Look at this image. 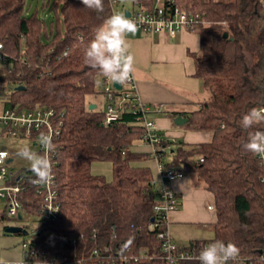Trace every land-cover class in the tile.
<instances>
[{
	"label": "trees",
	"instance_id": "obj_1",
	"mask_svg": "<svg viewBox=\"0 0 264 264\" xmlns=\"http://www.w3.org/2000/svg\"><path fill=\"white\" fill-rule=\"evenodd\" d=\"M131 1L140 9L152 10L155 5V0ZM28 3L0 0V43L7 55L0 66V84L12 87L6 94L12 106L40 105L55 112V123L62 122L53 141L52 168L60 203L55 220L41 218L42 198L32 186L34 174L30 168L21 170L27 185L21 200L26 213L38 217L30 236L40 249L39 259L46 254V260L71 264L81 255L72 240L96 230L97 238H87L88 250L108 246L115 256L117 247H130L126 253L140 259L123 264H165L158 236L165 226L149 230L152 219L158 220L153 211L158 195L153 174L134 165L146 155L133 150L142 142L143 116L127 104L121 117L106 125L105 112L91 110L86 101L95 94L97 79L105 77L84 63V49L95 29L114 13L113 6L103 0V11L96 12L81 0H43L40 8L29 12ZM173 5L200 16L196 25L200 50L192 56L195 77L210 96L186 114L184 128L212 132L213 139L192 146L176 141L165 154L158 152L157 159L213 194L217 215L213 240L236 244L243 259L239 264H264V167L257 155L242 147L250 132L264 131V123L247 130L239 123L250 109L264 107V0H174ZM167 154L171 158L166 162ZM97 162L112 163L111 179L92 172ZM23 226L29 230V225ZM73 264L122 262L113 257Z\"/></svg>",
	"mask_w": 264,
	"mask_h": 264
},
{
	"label": "built area",
	"instance_id": "obj_2",
	"mask_svg": "<svg viewBox=\"0 0 264 264\" xmlns=\"http://www.w3.org/2000/svg\"><path fill=\"white\" fill-rule=\"evenodd\" d=\"M108 1L113 8L119 3V0ZM165 4H168V6L166 7ZM173 4L174 0H155V5L152 10L138 8L133 11L123 8L122 13L125 14V11H128L129 15H125L137 22L138 31L148 35L165 33L175 38L184 32H196V25L200 20V16L198 14H192L188 10L174 6ZM6 61L7 55L4 52V45L0 43V66ZM104 83L106 84L104 94L108 102V107L105 111L106 125H111L116 122L128 104L134 114H142L141 124L144 127V133L141 140L144 144L153 148V155L156 156V159L158 158V152L165 154L174 146L176 141L167 138L157 127L156 122L148 117L151 108L142 101L134 75H132L128 82L122 85L120 91L116 90L114 84L106 78L104 79ZM3 87L0 84V136L31 139L34 141V145L39 147L38 153H42L44 149L39 143L41 134L51 135L54 141L61 133L62 122L55 123V112L40 105L33 108H21L17 105L12 106L7 95L4 98L1 97ZM161 112V108L155 110V113ZM55 152L50 153L51 161L55 156ZM257 156L264 167V158L259 155ZM15 157L16 155L10 151L0 149V221L3 219H19V216L23 218V212H26L25 204L21 200L22 193H25L27 190V185L25 184L26 178L23 172H16L11 169V164ZM157 160L160 170V187L157 188V202L153 206V211L158 220L156 221V217H154V221L149 224V230L153 232L159 228V225L165 226V229L158 235L162 240V258L165 264H177L179 261H196L199 263L195 257L198 256L200 250L206 247L209 242L197 241L193 247L184 250L174 241L169 229L171 215L180 207L178 195L172 189V184L176 180L183 178L185 173L175 166L165 168L163 163L159 159ZM201 161L203 160L201 159ZM155 183L154 181L153 184ZM55 184V175L52 183L49 185L36 186L32 183L35 193L42 198L41 218L46 221L55 220L60 210L59 195ZM208 208L215 210L214 205ZM19 226L23 227L27 231V234H21L20 236V248L23 252L21 259L19 261H12V264H57L54 258L46 260V254H43L44 259H39L40 249L34 247L33 237L30 236V231L23 225ZM88 237L97 238V231L93 230L89 233H81L77 238L72 240L75 249L81 248V255L80 258L72 260L71 264L75 262L81 263L86 259L94 258L112 260L114 257L118 258L122 264L140 259V257L126 253L129 252L130 247H117L115 249V256L113 255L114 250L108 246L102 248L95 247L88 250ZM242 260L239 256L237 264ZM229 264H233V262H229Z\"/></svg>",
	"mask_w": 264,
	"mask_h": 264
},
{
	"label": "crops",
	"instance_id": "obj_3",
	"mask_svg": "<svg viewBox=\"0 0 264 264\" xmlns=\"http://www.w3.org/2000/svg\"><path fill=\"white\" fill-rule=\"evenodd\" d=\"M127 40L130 42V52L135 58L134 64V77L138 87L139 95L145 104L151 102L157 103L160 90L155 88L156 84L151 75L141 73V67H145L144 61L152 62L156 67H165L163 71L169 72L172 69L168 67L187 64V74L195 77L196 65L192 54L198 53L200 50V39L196 32H184L177 37H170L168 34L148 35L140 31L127 35ZM147 64V63H146ZM148 66V64L146 65ZM155 69L159 71V68ZM189 68V69H188ZM153 74V73H152ZM198 79V78H196ZM156 83V84H155ZM196 87V88H195ZM191 93V100L163 105L161 113H154L153 117L156 120V125L160 131L171 140H181L186 145H198L209 143L213 139V133L208 131H190L183 126L174 124V119L178 115H183L196 110L202 102L197 99L196 95L204 92L202 81L198 79L194 89L189 91ZM194 100V101H193ZM204 101V100H203ZM97 106V105H96ZM97 108V107H96ZM174 113H178L174 117ZM211 133V137L209 134ZM133 150L138 153L146 154L145 157L135 163L134 165L140 167H147L152 171L154 185L160 187L159 183V162L153 160V148L143 142H138L133 146ZM100 171L92 172L96 175H104L105 170L111 173L112 178V163L110 162H97ZM96 164V163H94ZM93 164V165H94ZM93 169V168H92ZM107 177V176H106ZM110 177L107 179H111ZM172 189L177 193L179 198L180 207L171 215L170 232L174 241L179 246H187L190 242L207 241L210 242L215 238L214 224L217 222V215L215 210H210L208 207L214 205V196L211 192L204 188L197 186L194 179L190 175H185L183 178L176 180L172 184ZM5 235V234H4ZM9 236V235H5ZM11 236V235H10ZM211 237L212 239H209ZM0 240V246H5ZM16 257V254L10 255Z\"/></svg>",
	"mask_w": 264,
	"mask_h": 264
},
{
	"label": "clouds",
	"instance_id": "obj_4",
	"mask_svg": "<svg viewBox=\"0 0 264 264\" xmlns=\"http://www.w3.org/2000/svg\"><path fill=\"white\" fill-rule=\"evenodd\" d=\"M81 3L96 12L103 11V0H81ZM137 30L135 20L123 13L114 12L95 29L94 37L84 49V63L98 69L109 82L124 85L135 70V58L130 52L131 45L126 37ZM239 123L245 130L264 123V108L250 109ZM209 136L211 137V133ZM39 143L44 149L42 153L34 152L30 146L24 145L17 149L16 155L28 162L35 177L32 180L34 185H49L54 179L50 153L56 151V146L49 134H41ZM242 147L245 151L264 158V131L250 132ZM240 251L232 242L213 240L200 250L195 259L199 264H237ZM0 264H12V260L9 256L0 254Z\"/></svg>",
	"mask_w": 264,
	"mask_h": 264
},
{
	"label": "rangeland",
	"instance_id": "obj_5",
	"mask_svg": "<svg viewBox=\"0 0 264 264\" xmlns=\"http://www.w3.org/2000/svg\"><path fill=\"white\" fill-rule=\"evenodd\" d=\"M43 0H29L28 3V8L29 12H33L35 8H40L41 3ZM126 8L129 10H137L138 7L135 6L131 0H119V3L115 6L114 12L117 13H122V9ZM47 16V19H50V15H45ZM148 66H146L147 64ZM143 64L145 67H141V73L145 75H151L152 78L154 79V82H158L156 84L155 88H158L160 90L157 103L151 102L148 104V106L151 108V111L149 114V118L153 119L155 122V118L153 117L155 110L157 108L163 109V105H169L172 103H178V102H184L191 100V93L189 91L194 89V85L197 84L198 79L196 77H191L189 74H187V68H186V63L183 65H176L172 67H168L166 69H172L169 72L163 71L165 67H159V71L155 70L158 69L156 67L157 65L154 64L152 67L151 64L152 62H147L144 61ZM189 69V68H188ZM153 73V74H152ZM11 86H4L3 89L1 90V97H5L7 92L11 91ZM106 84L104 83V80L102 78H98L96 82V92L94 95L88 96L86 101L88 104H94L97 105L98 110L105 112L108 107V102L105 98V91ZM196 88V87H195ZM197 99H200L201 101L203 100H208L210 99L209 94L204 91L203 95L202 93L199 95H196ZM194 101V100H193ZM164 110V109H163ZM194 131V130H190ZM181 141V140H177ZM28 145L31 147V149L34 152H39V147L34 145V141L31 139L27 138H22V137H13V136H0V149H6L10 151L11 153L16 155L17 149L21 146ZM171 156L169 154L164 155L163 160L164 161H170ZM153 160H156V156H152ZM96 163L92 166V170L94 171H100V168H104L103 166H97ZM100 165V164H99ZM24 168H29V164L26 160L20 158L19 156L16 155L14 158L12 164H11V169L13 171H21ZM106 176L111 178L107 173H111V170L109 172L105 170ZM1 217V215H0ZM34 222H38V217H33L28 215L26 212H23V218L22 220L19 219H3L0 221V240H4L2 243H5V246H0V254H5L11 258L12 261H19L23 255V252L20 248L21 245V237L17 235H11V236H5L4 235V228L8 226H19V225H29V231L34 228L35 224ZM1 243V242H0ZM16 254V257H11L10 255Z\"/></svg>",
	"mask_w": 264,
	"mask_h": 264
},
{
	"label": "water",
	"instance_id": "obj_6",
	"mask_svg": "<svg viewBox=\"0 0 264 264\" xmlns=\"http://www.w3.org/2000/svg\"><path fill=\"white\" fill-rule=\"evenodd\" d=\"M125 14L126 15H129L128 11H125ZM224 38H227L228 37V34L225 33L224 35ZM114 87L116 88V90L120 91L122 89V85H119V84H114ZM96 105L92 104L89 106V108L92 110V109H96ZM188 122V118L183 116V115H178L175 119H174V124L177 125V126H183L185 125L186 123ZM22 217L19 216V220H21ZM152 221H154V218L152 219ZM4 234L5 235H14V234H23V235H26L27 234V231L21 227V226H9V227H6L4 229Z\"/></svg>",
	"mask_w": 264,
	"mask_h": 264
}]
</instances>
